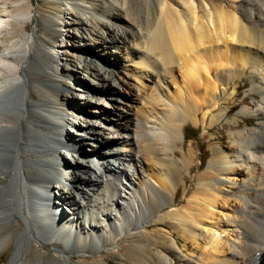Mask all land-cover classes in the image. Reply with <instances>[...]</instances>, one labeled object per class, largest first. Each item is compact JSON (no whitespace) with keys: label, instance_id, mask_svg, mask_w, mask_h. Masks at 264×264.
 <instances>
[{"label":"bare ground","instance_id":"1","mask_svg":"<svg viewBox=\"0 0 264 264\" xmlns=\"http://www.w3.org/2000/svg\"><path fill=\"white\" fill-rule=\"evenodd\" d=\"M6 1L0 233L17 216L24 223L0 240V251L15 240L8 264H28L33 242L72 264L74 255L115 248L114 228L122 239L152 222L182 232L199 264H264V0H50L64 6L63 16L39 19L8 43L12 22L26 29L31 17L8 12ZM78 64L103 88L86 85ZM118 64L137 85L116 78L109 69ZM246 78L252 102L248 94L238 101ZM112 85L129 96L111 93ZM233 111L231 142L210 145L196 190L179 206L175 175L184 181L197 165L191 147L179 146L184 127L208 133ZM142 208L151 211L145 221ZM98 234L110 240L90 244ZM172 242L162 264H177L170 252L181 255L179 241Z\"/></svg>","mask_w":264,"mask_h":264},{"label":"rangeland","instance_id":"2","mask_svg":"<svg viewBox=\"0 0 264 264\" xmlns=\"http://www.w3.org/2000/svg\"><path fill=\"white\" fill-rule=\"evenodd\" d=\"M245 3L250 4L248 0H244ZM6 7L8 12L12 14L17 13H26L30 14L28 16L31 17V20L26 21V29H24L23 26L20 24H17L16 21L12 22L11 28L7 31L5 42L8 43L15 37H21L23 35V32L26 30V32L31 33L36 28L37 21L39 19H44L45 17H62L64 12V6L60 4H56L53 1L50 0H8L6 1ZM57 38L56 35H52L49 37V41H55ZM1 50L4 48L1 46ZM123 65V64H122ZM112 70L114 71V75L118 80L123 83L124 81L130 80L133 84L137 85L135 83L136 81L132 78H128L125 70L122 69L121 64L113 65ZM119 66V67H118ZM76 72L80 79L85 82L86 85L89 87H92L93 89H100L103 88L102 86H95L92 85L93 77L90 76V74L86 73V69L83 65H77ZM120 73V75H119ZM86 74V75H85ZM89 75V76H88ZM119 76V77H118ZM83 77H88L89 80H84ZM128 79V80H127ZM245 81L248 83V88H243L241 90L240 96L238 97V101L245 97V95L248 94V101H253V95L251 92V80L250 78H246ZM100 82V81H98ZM91 83V84H90ZM151 82H147V84L150 85ZM70 84L73 86L75 84L74 80L70 81ZM111 93L117 95H126L123 90L118 88L116 85H112L110 88ZM84 104V103H82ZM136 104V103H134ZM138 105V104H136ZM136 105L135 108H133V111L129 114L130 117L135 118V111H136ZM101 106V104H100ZM243 106L238 107L237 109H241ZM258 107V106H257ZM256 107V108H257ZM236 109V110H237ZM105 110V109H104ZM235 110V111H236ZM114 109L106 110L107 113L113 112ZM235 111L231 112L229 116L219 125H217L214 130L209 131L208 133H205L203 131L201 126L195 127L191 124H187L184 127V133L186 135V128H189L190 130H198L199 134L197 139L193 140H186V136L184 138V142L180 143L179 146L183 147L185 151H187L190 147L192 149V152L194 153L196 166L191 171L190 175H183V180L181 179L180 174L175 175V181L178 185V191L176 195V201L179 206H182L181 201L185 198V192H194L196 190V184H195V175L197 174V171H202L206 164L209 162L210 158L212 157V152L210 150V145L215 144L216 142H224L230 143V134L231 132L227 129L228 124V118H232L234 116ZM134 115V116H133ZM84 118H87L84 116ZM133 118V120H134ZM91 122H95L94 116H91L90 118H87ZM135 121V120H134ZM251 126L256 125V119H251ZM97 126H94L96 129H99V122L96 123ZM133 125H135V122H133ZM224 126V127H222ZM69 129V128H68ZM87 134V133H86ZM82 135V139L84 140L83 143L90 142L91 138L87 134L85 135L84 132H80V137ZM84 137V138H83ZM102 137H105V134H102ZM105 141V138H104ZM179 144V143H178ZM86 144H84L85 146ZM96 149H100V147H96ZM89 151L85 152V157L89 154ZM70 155H68V158ZM91 157V156H90ZM177 157L178 154H177ZM70 159V158H69ZM71 160V159H70ZM69 160V161H70ZM73 165L77 170H81L84 167V163L82 161H78V163L73 162ZM80 166V167H79ZM203 168V169H202ZM69 173H66V176L68 177ZM54 196L58 193L60 195V192L55 190ZM58 192V193H57ZM233 194V193H232ZM89 197V196H88ZM71 210L70 208H68ZM151 211H147L146 208H142L138 211V214L141 215L143 221H145L150 214ZM72 216L71 214L67 213L66 216ZM95 219H99V217L95 216ZM17 220V222H16ZM133 223V221H132ZM131 223V224H132ZM24 223L18 216L16 219L11 220L7 224L4 225V229L0 233V240L3 236L10 234L13 235L14 231H17L19 229L23 230ZM114 230V238L118 239V245L113 249H105L102 252H94L91 255L86 256H76L74 255L72 257L73 262L72 264H162L160 261V254L161 252H166L168 250L169 245H171L175 240V238L179 241V249L177 250L182 256V258L186 257V261H181L179 259V256L175 253L170 252V256L175 258L177 261V264H199L201 262V254H194L191 250H186L187 241L183 238L182 232H180L177 229H174L169 224H155L154 222L149 223L146 225L145 230L140 232H132L131 235H126L125 238H120L117 235V231ZM103 238L104 240H110V237L103 234L95 235L91 240L90 244H92L95 241H98V239ZM184 239V240H183ZM183 252H181V249ZM16 249V243L14 238L12 237L11 241L8 243V245L0 251V264H8L11 260V257ZM184 249V250H183ZM180 250V251H179ZM55 252L53 248L47 247L46 249L37 245L35 242H33V245L31 249L28 252V264H66L65 260H57L54 258ZM31 260V262H30Z\"/></svg>","mask_w":264,"mask_h":264},{"label":"trees","instance_id":"3","mask_svg":"<svg viewBox=\"0 0 264 264\" xmlns=\"http://www.w3.org/2000/svg\"><path fill=\"white\" fill-rule=\"evenodd\" d=\"M198 134H199L198 130L193 129V130L189 131V128H186V135L185 136H186L187 141L197 139Z\"/></svg>","mask_w":264,"mask_h":264}]
</instances>
